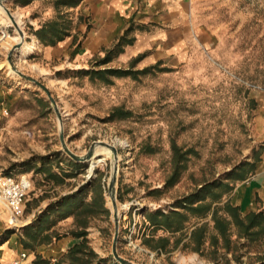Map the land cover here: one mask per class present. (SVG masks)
<instances>
[{"label": "rangeland", "instance_id": "1", "mask_svg": "<svg viewBox=\"0 0 264 264\" xmlns=\"http://www.w3.org/2000/svg\"><path fill=\"white\" fill-rule=\"evenodd\" d=\"M55 1L39 0L25 16L10 0L0 5L6 10L0 11V173L26 175L32 184L16 227L9 224L7 213L0 215L3 233H21L15 242L22 245V253H35L33 264L40 260L72 264L69 252L74 245L56 261L57 252L52 250L75 233H86L82 239L74 238L83 249L80 259L121 264L113 252L116 224L109 191L113 152L111 157L101 154L92 168L65 152L63 135L67 147L78 156L87 155L93 147L95 152L105 147L101 143L118 151L116 249L122 260L131 264H260L264 257L260 243L238 252L239 259L224 250L216 252L208 243L204 254L192 252L183 248L188 239L174 249L179 235L171 236L168 252L153 250L145 240L169 234L154 231L145 213H167L183 198L216 182L222 186L206 201L220 195L225 203L235 187L255 173L264 145V125L259 124L264 119V0H192L194 36L176 55L159 61L160 68L169 71L159 72V68L137 79L110 77L111 82L76 72L128 69L132 61L121 63L116 58L97 66L106 51L80 62L69 50L50 59L40 53L23 57L27 45L35 48L33 32L57 17ZM69 10L61 8L75 20ZM14 21L25 34V46L9 61L20 42ZM118 108L130 111L131 117H113ZM173 143L196 155L190 157L179 182L166 189L174 171ZM240 167H244L245 180L231 179ZM49 169L63 181L51 180ZM86 184L91 190L84 201L90 202L101 187L109 214L79 218L76 211L63 218L53 212L56 203ZM47 210L51 215L45 228L35 239L26 236L24 228L38 225L39 216ZM81 219L87 220L86 227Z\"/></svg>", "mask_w": 264, "mask_h": 264}, {"label": "trees", "instance_id": "2", "mask_svg": "<svg viewBox=\"0 0 264 264\" xmlns=\"http://www.w3.org/2000/svg\"><path fill=\"white\" fill-rule=\"evenodd\" d=\"M80 1L81 0H56L54 2L57 17L44 23L38 30L33 32L44 46H56L71 35L74 28L73 19H71L67 13H63L61 8L76 7ZM133 31L134 26L129 27L125 34L119 39L118 43L113 48L106 51L105 57L97 63V66L111 63L124 51L125 46L132 45L135 39L133 37L131 38L130 35ZM144 57L145 54L132 60L131 66L128 69H89L79 70L76 74L111 82L109 79L110 77H132L137 79L139 76L151 74L162 65V62H158L156 65L146 67L142 70H135L136 65ZM167 71H169V69H159V72ZM131 115L132 113L130 111H125L120 108L113 112V117L118 119L129 118ZM172 150L174 171L167 180L165 185L166 189L175 186L179 182L182 174L187 168V162L190 160V157L196 155L195 151L191 149L184 151L182 148L178 147L176 143H173ZM73 164L77 163L73 162ZM46 165L47 164L44 163V166ZM243 168L244 167L237 168L236 171L238 173H233L236 175L231 177V179L239 181L245 180ZM39 170L41 171L42 169ZM48 171V176L51 180H57V182L63 181L64 178L58 177L55 173H52L50 169ZM90 186L91 185L86 184L82 186L78 192L62 198V200L56 203L57 209H53V212L64 215L63 218L70 214H74L76 211L77 217L79 218L83 216H95L102 213L109 214L108 209L105 208V200L101 187L95 190V196L90 202L84 201L83 196L91 190ZM221 186L222 184L219 182L207 184L195 193L183 198L179 201L177 207L167 213L162 210L147 211L145 213V219L149 226L154 231L162 230L164 233L169 234V236L159 237L158 239L150 237L145 240L147 245L153 250L160 249L161 251L168 252V244H170L171 236L179 235L174 249L178 248L185 239H188V241L183 244V248H189L192 252L204 254V249L208 243L216 252L218 250H224L225 254H231L235 259L241 257V255H237L238 252L253 244L260 243L264 245V212H250L243 216L241 210L232 205L229 201L223 203L220 195L213 196L212 202L206 201L207 197L213 194V190ZM227 190H232V187L227 186ZM50 215L51 212L47 210L39 216L38 225L26 226L24 228L26 236L35 239L36 234H39L43 228H45L44 225L49 222ZM84 219H81L83 220L81 224L86 227L87 220ZM85 236L86 233L74 234V238L76 239H82ZM44 238L46 239L48 237L45 236ZM83 244L84 243L81 245ZM29 246L30 245H27V247ZM79 246L80 245L76 243L69 252V258L72 264H93V261H83L78 257V254L83 250ZM90 255L98 259V256L94 252H91ZM260 259V264H264V257ZM102 262H104V260H99L97 264H101ZM37 264L52 263L40 260L37 261ZM57 264L64 263L60 261Z\"/></svg>", "mask_w": 264, "mask_h": 264}, {"label": "crops", "instance_id": "3", "mask_svg": "<svg viewBox=\"0 0 264 264\" xmlns=\"http://www.w3.org/2000/svg\"><path fill=\"white\" fill-rule=\"evenodd\" d=\"M10 1L25 16L39 0ZM69 9L75 15L71 35L53 47L44 46L37 38L34 50L27 45L28 56L40 53L44 59H50L69 50L72 57H79V62L88 60L113 48L127 29L134 26L130 35L135 39L133 44L125 46L117 59L128 63L145 54L137 64L145 68L176 55L194 36L192 0H81ZM259 124L264 125L263 118ZM260 150L255 173L237 185L228 198L244 214L264 212V145ZM4 231L0 225V264H10L22 253V245L15 242L21 233L6 236ZM76 243L73 237L59 241L52 250L58 255L54 260L61 259ZM28 255L33 263L35 253Z\"/></svg>", "mask_w": 264, "mask_h": 264}, {"label": "built area", "instance_id": "4", "mask_svg": "<svg viewBox=\"0 0 264 264\" xmlns=\"http://www.w3.org/2000/svg\"><path fill=\"white\" fill-rule=\"evenodd\" d=\"M31 180L26 175L15 177L0 173V215L8 214V222L16 227L22 215L25 199L31 189ZM29 255L23 252L10 264H33Z\"/></svg>", "mask_w": 264, "mask_h": 264}, {"label": "water", "instance_id": "5", "mask_svg": "<svg viewBox=\"0 0 264 264\" xmlns=\"http://www.w3.org/2000/svg\"><path fill=\"white\" fill-rule=\"evenodd\" d=\"M3 1L4 0H0V5L3 6ZM19 33H20V36L22 38V41L20 43H18L14 49L12 50V52L10 53V56H9V61L11 60V57L13 55V53L17 50H19L20 48H22L23 44H24V40H25V34L24 32L21 30V28L17 25V23L14 21ZM52 101V105L55 109V111L58 113V107H57V104L56 102L51 99ZM61 142H62V145H63V148L65 150V152L75 161V162H81V163H88L95 155V150H94V147L92 149H90L89 153L85 156H78L76 154H74L66 145L65 143V139H64V136L61 135ZM102 145H104L105 147H108L112 152H113V160H114V164H113V177L111 179V182H110V185H109V191L112 195V199H114V203L116 205V191H115V182L117 180V173H118V165L116 164L117 162V154H118V151L117 149L114 147V146H111L109 144H105V143H101ZM115 224H116V237H115V241H114V247H113V252H114V256H115V259L120 262L121 264H131L129 262H126L124 260H122L118 254H117V238H118V225H119V216H118V211H117V208H116V212H115Z\"/></svg>", "mask_w": 264, "mask_h": 264}, {"label": "bare ground", "instance_id": "6", "mask_svg": "<svg viewBox=\"0 0 264 264\" xmlns=\"http://www.w3.org/2000/svg\"><path fill=\"white\" fill-rule=\"evenodd\" d=\"M0 11H1L2 13H6V10H5L4 8H2V7H0ZM16 23H17V22H16ZM17 25H18V23H17ZM18 26H19V25H18ZM21 41H22V38H21V36H20V42H21ZM20 42H19V43H20ZM24 46H25V43L23 44L22 48L19 49L18 53L21 52V50L23 49ZM27 50H28V49H27ZM27 54H28V51L23 52V57H24V56H27ZM103 153H107V154H108L107 156H110L111 151H110V149H108V147H107V148H106V147H103V146H102V147H98L97 150H96V152H95L94 157L88 162V163H90V165H91L92 168H94L95 160H96L101 154H103ZM110 157H111V156H110ZM112 157H113V154H112ZM111 202H112V209H113V213H114V215H115V212H116V208H117V211H118V215H120L117 201H116V205H115V203H114V199L111 200Z\"/></svg>", "mask_w": 264, "mask_h": 264}]
</instances>
